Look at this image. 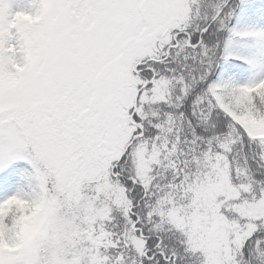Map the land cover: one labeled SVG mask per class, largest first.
Returning <instances> with one entry per match:
<instances>
[{
    "label": "snow or ice",
    "instance_id": "1",
    "mask_svg": "<svg viewBox=\"0 0 264 264\" xmlns=\"http://www.w3.org/2000/svg\"><path fill=\"white\" fill-rule=\"evenodd\" d=\"M0 0V264H264V0Z\"/></svg>",
    "mask_w": 264,
    "mask_h": 264
},
{
    "label": "trees",
    "instance_id": "2",
    "mask_svg": "<svg viewBox=\"0 0 264 264\" xmlns=\"http://www.w3.org/2000/svg\"><path fill=\"white\" fill-rule=\"evenodd\" d=\"M28 0H14L13 8L18 10L27 6Z\"/></svg>",
    "mask_w": 264,
    "mask_h": 264
}]
</instances>
